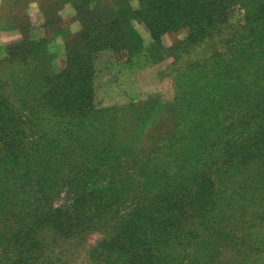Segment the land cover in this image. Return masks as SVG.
<instances>
[{"label": "trees", "instance_id": "1", "mask_svg": "<svg viewBox=\"0 0 264 264\" xmlns=\"http://www.w3.org/2000/svg\"><path fill=\"white\" fill-rule=\"evenodd\" d=\"M100 12L107 21L89 23L58 68L44 37L7 46L0 60V264H224L264 254V0H109ZM132 22L160 51L154 63L168 32L186 29L185 48L213 46L175 78V143L155 136L141 153L157 103L94 105L96 52H150ZM235 64L249 67L232 76Z\"/></svg>", "mask_w": 264, "mask_h": 264}, {"label": "rangeland", "instance_id": "2", "mask_svg": "<svg viewBox=\"0 0 264 264\" xmlns=\"http://www.w3.org/2000/svg\"><path fill=\"white\" fill-rule=\"evenodd\" d=\"M108 1L0 0V60L4 57L7 46L24 38L38 40L44 37L49 42L47 48L55 54V67H60L67 47L79 41L80 33L89 23L107 21V12H100V8H105ZM139 1L130 0L132 2L130 5L133 4L134 8H137ZM240 12L239 7L233 10L231 18L233 24L239 23ZM132 25L142 39L144 48H150L151 54L143 50L128 57L107 50L96 52L94 105L99 109L120 112V109L127 108L131 104L152 103L151 101L157 103L153 111L155 113H152L154 114L153 123H148V126L144 128L142 139L139 140L140 146L136 149V153H141L155 136H170L169 139L175 143V137L172 136L180 134L177 133V128L173 130V116L169 115L168 110L172 107L173 96L176 93L175 84H180L183 80L181 78L180 82L178 79L175 82V78L188 64L211 56L213 46L211 42L206 41L197 46L185 48L182 44L187 37L186 29L168 32L161 37L163 49L161 53L165 56L154 63L151 61V55L160 51L150 46L149 34L142 25L136 22H132ZM218 49L226 52L220 50V47ZM233 55L235 54H229V57ZM176 58L179 62L177 64L180 65L177 72L175 68L178 67L173 64ZM248 67V64L239 66L235 64L229 66L228 73L232 76L242 75L243 70ZM167 113L168 116H166ZM134 148L130 149L134 150ZM158 157L160 161L165 162V155L161 154ZM171 160L172 158L166 157L165 163L169 169L173 170L175 163ZM253 216L254 214L252 217L248 216V219L252 220ZM232 221L240 223L237 212L236 215L233 214ZM97 238V236L90 237L88 243H94ZM198 264H219V262L217 259H208ZM224 264H264V254H257L243 260L232 259Z\"/></svg>", "mask_w": 264, "mask_h": 264}, {"label": "crops", "instance_id": "3", "mask_svg": "<svg viewBox=\"0 0 264 264\" xmlns=\"http://www.w3.org/2000/svg\"><path fill=\"white\" fill-rule=\"evenodd\" d=\"M130 3H132V2H130ZM130 7H131V8H134L133 4H131Z\"/></svg>", "mask_w": 264, "mask_h": 264}]
</instances>
